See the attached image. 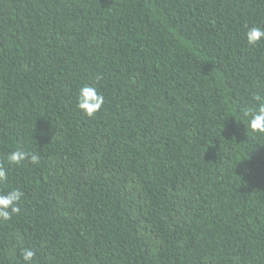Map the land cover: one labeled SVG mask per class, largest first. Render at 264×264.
<instances>
[{"label": "trees", "instance_id": "1", "mask_svg": "<svg viewBox=\"0 0 264 264\" xmlns=\"http://www.w3.org/2000/svg\"><path fill=\"white\" fill-rule=\"evenodd\" d=\"M264 0H0V264H264ZM99 77V79H97ZM104 96L84 115L83 85ZM236 117V118H235Z\"/></svg>", "mask_w": 264, "mask_h": 264}, {"label": "clouds", "instance_id": "2", "mask_svg": "<svg viewBox=\"0 0 264 264\" xmlns=\"http://www.w3.org/2000/svg\"><path fill=\"white\" fill-rule=\"evenodd\" d=\"M245 38L249 46L255 47L264 44V27L256 25L248 27ZM75 103L84 115L94 117L102 109L105 99L94 85L85 84L79 88ZM236 120L243 121L247 134H251L257 139L264 138V92L254 93L253 102L240 110L239 119L236 118ZM40 159L38 152L26 150L20 145L13 146L6 156V162L0 163V185H6L9 181V166H19L24 161L38 165ZM23 197L24 193L19 188L0 190V221H11L14 216L21 213L20 204ZM20 255L24 264H33L36 251L23 247Z\"/></svg>", "mask_w": 264, "mask_h": 264}]
</instances>
